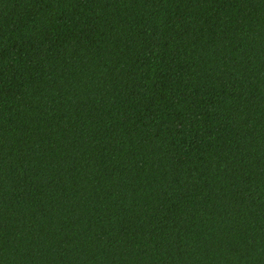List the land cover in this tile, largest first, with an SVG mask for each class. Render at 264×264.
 I'll return each instance as SVG.
<instances>
[{"label": "trees", "instance_id": "trees-1", "mask_svg": "<svg viewBox=\"0 0 264 264\" xmlns=\"http://www.w3.org/2000/svg\"><path fill=\"white\" fill-rule=\"evenodd\" d=\"M0 264H264V0H0Z\"/></svg>", "mask_w": 264, "mask_h": 264}]
</instances>
